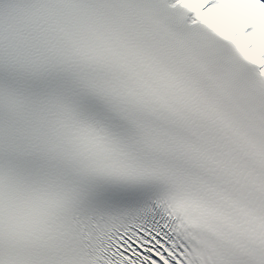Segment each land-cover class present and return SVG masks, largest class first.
I'll return each instance as SVG.
<instances>
[{"label": "snow or ice", "instance_id": "snow-or-ice-1", "mask_svg": "<svg viewBox=\"0 0 264 264\" xmlns=\"http://www.w3.org/2000/svg\"><path fill=\"white\" fill-rule=\"evenodd\" d=\"M0 264H264V0H0Z\"/></svg>", "mask_w": 264, "mask_h": 264}]
</instances>
